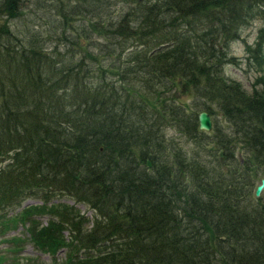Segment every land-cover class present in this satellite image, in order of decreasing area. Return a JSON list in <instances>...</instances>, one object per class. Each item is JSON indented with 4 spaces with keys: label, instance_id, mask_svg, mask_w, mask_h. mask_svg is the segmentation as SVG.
<instances>
[{
    "label": "trees",
    "instance_id": "16d2710c",
    "mask_svg": "<svg viewBox=\"0 0 264 264\" xmlns=\"http://www.w3.org/2000/svg\"><path fill=\"white\" fill-rule=\"evenodd\" d=\"M20 2L0 0V264H264V27L250 91L224 77L264 0H56V40L9 29Z\"/></svg>",
    "mask_w": 264,
    "mask_h": 264
},
{
    "label": "rangeland",
    "instance_id": "374dc122",
    "mask_svg": "<svg viewBox=\"0 0 264 264\" xmlns=\"http://www.w3.org/2000/svg\"><path fill=\"white\" fill-rule=\"evenodd\" d=\"M60 2L61 0H57ZM57 5L56 0H21L20 2V16H18L15 19H12L8 22V27L9 29L15 33L18 32L24 37H28L29 34H33V32L38 33V36L46 39L48 36L50 37V34H54V39L56 40L57 37L59 36L60 33V27L59 25V9L54 10L53 8ZM58 7V6H56ZM110 11V13H109ZM109 11H107L111 17L115 18V16L121 15V12L125 11V6L124 4H115L113 7L109 8ZM115 13V14H114ZM116 19V18H115ZM55 21H58L55 22ZM264 27V19L263 18H254L252 21H250L245 27H243L240 30V37L239 40L235 41L234 43L229 45V54L234 58L233 64L227 65L224 67V75H226L228 78L238 82L241 84L243 89L247 92L250 91V84L253 80V77L255 75L254 67L255 64L250 61H246V57L248 56V53L246 51V47L253 46V43L256 40V35L258 29ZM57 35V36H56ZM55 40L52 43H46L47 48L52 47V45L55 43ZM94 42L101 46L104 44V41L101 40L100 38H97L93 36ZM97 46V47H99ZM84 50L87 52H92L94 55L96 52L100 51L101 49H95L93 48L92 45L89 43L84 47ZM60 51H64L63 49H60ZM102 53L100 52L99 55H103L98 57L95 63H98L100 66L105 67L109 65L108 59L104 56L103 50H101ZM264 51V47H263ZM79 58V57H78ZM96 66V64H95ZM92 66V67H95ZM83 75V74H82ZM81 75V76H82ZM80 76V77H81ZM110 79V78H109ZM182 103L189 104L190 98L187 97H182L181 99ZM166 135L168 137L174 136L171 134L170 131L167 130ZM175 137V136H174ZM175 143H179L183 149L186 152H189V147H184L183 146V141L175 137ZM242 154H236L234 156L235 160L237 161L236 164L238 166L242 165L241 158ZM244 174V172H243ZM252 175V174H251ZM257 180L256 178L251 179L253 181V185L251 187V190L254 192L255 187L258 184L259 179L261 178L260 172L256 173ZM251 191V194L253 192ZM262 194V193H261ZM54 201L57 202H64L66 204L73 205V202L69 200L68 198L66 199H54ZM28 203V205H35L38 204L37 201L35 200H26L22 202L21 204L13 205L4 210V212H7L8 214H12L18 211L24 204ZM75 208L80 212L83 213V216L87 218L88 220L91 217V213L87 212L84 210L83 206L81 205H75ZM42 221V220H41ZM20 236V227L17 228V230L8 232L5 237L9 236ZM3 247L2 244H0V249ZM24 256H35L34 251L31 249L30 246L25 245L23 250L19 253V257H24ZM58 257H61L58 255ZM20 258V259H22ZM43 261L47 262L48 257L41 256L40 257ZM3 264H8L7 262Z\"/></svg>",
    "mask_w": 264,
    "mask_h": 264
},
{
    "label": "water",
    "instance_id": "95a60500",
    "mask_svg": "<svg viewBox=\"0 0 264 264\" xmlns=\"http://www.w3.org/2000/svg\"><path fill=\"white\" fill-rule=\"evenodd\" d=\"M197 129L203 132H209L211 129L210 117L205 112H199L196 115ZM264 189V180L260 179L257 186L254 189L253 196L258 198Z\"/></svg>",
    "mask_w": 264,
    "mask_h": 264
},
{
    "label": "bare ground",
    "instance_id": "6f19581e",
    "mask_svg": "<svg viewBox=\"0 0 264 264\" xmlns=\"http://www.w3.org/2000/svg\"><path fill=\"white\" fill-rule=\"evenodd\" d=\"M5 36V35H4ZM6 39H7V37H5ZM8 81V80H7ZM4 82V81H3ZM9 84H11V82L9 83ZM1 85V84H0ZM10 87V86H9ZM198 130V129H197ZM199 131V130H198ZM201 132H203V131H201ZM203 133H208V132H203ZM10 159V158H9ZM30 205V204H29ZM68 205H70V204H68Z\"/></svg>",
    "mask_w": 264,
    "mask_h": 264
}]
</instances>
